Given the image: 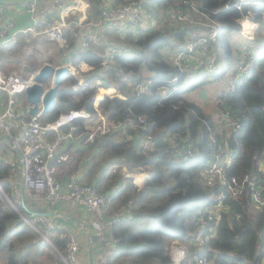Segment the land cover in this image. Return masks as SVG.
<instances>
[{"label": "trees", "instance_id": "obj_1", "mask_svg": "<svg viewBox=\"0 0 264 264\" xmlns=\"http://www.w3.org/2000/svg\"><path fill=\"white\" fill-rule=\"evenodd\" d=\"M85 1L90 10L99 13L100 0ZM128 1L132 0H113L112 3ZM136 1L142 2L151 19L154 20L155 15L159 18L153 26L141 27L135 36L130 34L125 38L132 50L116 54L106 70V84L114 85L126 99L105 96L99 106L114 119L127 114L143 115L146 118L144 131L154 136V145L148 151H139L133 141L125 139L121 133H110L99 135L91 145L78 149L87 159L81 179L110 196L108 213L113 216L127 207L132 212V219L109 227L115 242L108 264H172L169 247H166L172 240L186 242L189 258L204 257L207 264H261L264 204L254 205L250 188L254 182L263 187L264 193V181H261L264 175L258 169L264 158V36L258 38L260 34L257 33L248 41L259 42L242 48L239 45L233 47L232 36L239 32L238 19L243 16L258 22L260 27L264 25V0L243 2L240 9L234 5L235 0ZM171 9H178L185 17H172ZM201 20L214 22L217 27L210 47L222 65L214 72L205 68L206 73L200 79L189 80V68L179 71L168 59V52L184 48L189 32L209 31L211 27ZM73 43L74 37L68 36L63 48L67 49ZM244 51L246 59L239 60L238 53ZM77 59L97 68L101 51L93 46L77 50L73 62ZM233 61H237L234 67ZM239 65L240 74H237ZM242 66L247 70L242 71ZM227 72L238 80L233 90L223 89L213 100L217 113L205 112L185 96L207 83L209 77L222 78ZM174 76L177 79L171 90L163 94V86ZM96 78L94 73L85 74L83 83L74 89L72 84L77 83V79L69 77L56 93L54 109L41 117L53 120L59 112L79 107L93 111ZM148 79L152 81L149 90L137 93L136 83ZM116 89H99L96 98L104 94L121 95ZM215 114L224 116L225 121L231 116L240 126H225L224 121L223 128L217 127ZM172 138L175 143L171 142ZM184 147L192 150L187 159L180 154ZM224 147L234 154L232 161L224 167V182L207 185L202 171L218 160V153ZM101 163L116 165L114 172L94 177L93 173ZM122 167L129 173L147 172L149 177L144 186L136 188L132 177L125 176ZM249 175L251 180L246 181L237 196H232L228 185L230 177L235 176L241 181ZM12 179L8 165L0 159V257L6 264H30L28 256L23 258L22 252L37 242L41 248L42 242L46 244V249L53 254L49 255L51 258L58 256L57 253L65 255V229L46 231L35 222L29 211L15 199ZM219 201L228 209L218 219L208 221L202 234L204 242L194 245L201 230L199 218L206 214L207 206ZM24 203L27 205L25 198ZM13 205H17L16 208ZM211 225L215 229L207 231ZM43 234L52 245L45 241ZM186 263L187 260L182 264Z\"/></svg>", "mask_w": 264, "mask_h": 264}, {"label": "built area", "instance_id": "obj_2", "mask_svg": "<svg viewBox=\"0 0 264 264\" xmlns=\"http://www.w3.org/2000/svg\"><path fill=\"white\" fill-rule=\"evenodd\" d=\"M83 1V0H82ZM261 0L254 1L260 3ZM81 0H75L68 3V0H54V8L57 19L52 20L48 16H37L34 14L37 10L35 1H27L23 4L24 9L31 14L33 21L30 25L17 29L14 22L4 17L2 6L0 5V46L15 42L17 34H34L44 35L48 40L57 44H63L65 41L64 28L74 22L69 19L70 14L79 11L85 14L90 8L88 2L84 0L83 10L80 5ZM247 2L246 0H235L234 5L240 9V4ZM100 23L97 25V31L111 29L121 35H126L130 31L132 36L138 33L141 27H148L154 23L150 15L145 12L141 1H128L119 4L104 2L99 7ZM169 14L174 17L184 18L181 11L171 9ZM243 16L238 19H248ZM86 20L85 16L83 18ZM78 24L82 20H76ZM209 25V31H191L188 33L184 48L171 54V62L179 71L187 68L192 61L202 64L207 71L214 72L217 70V60L213 50L210 49V41L215 38L216 32L214 22H202ZM153 26V25H152ZM251 26H259L258 22H253ZM264 26V25H263ZM240 28L241 23H240ZM79 47L88 49L92 46L104 47L99 66L88 65L85 68L86 74H96L95 90L115 88L114 85H107L106 70L113 62V57L122 51L119 45L113 46L112 43L103 41L98 37L95 30L85 31L77 35ZM203 54V57H202ZM199 55V56H197ZM198 64V65H199ZM78 65V64H77ZM70 72L73 77L77 78V83L72 84L77 89L84 81V76L76 65L70 66ZM242 71L247 70L246 66H242ZM21 72H4L0 68V144L6 143L8 148L1 152L0 159L8 165V173L12 179L11 188L16 200L26 208L32 210L24 203L26 193L27 197L35 200H44L49 207H55L63 203H72L82 207L92 216L95 221L94 225L101 235L103 230L110 225L119 223L124 220L132 219V212L129 207L121 209L113 216L108 213V201L110 196L97 190L94 184L80 180L78 169L74 168L75 149L78 147H87L91 145L95 138L99 135L110 133H121L127 140H132L135 147L139 151H148L154 145V136L149 132H145L146 118L143 115L127 114L123 118H110L104 113L99 106L102 99H93V111H88L84 107L71 108L57 114L53 120L43 119L39 112L36 114L24 115L23 111L18 108L16 95L25 92L26 87L32 83L33 75ZM240 74V65L238 73ZM85 75V74H84ZM68 77V76H67ZM177 76H174L162 88V93L167 94L171 90V85L175 83ZM237 77H232L227 86L226 91L233 90L236 85ZM65 81V80H64ZM63 81V83H64ZM151 79L137 82L135 90L137 93L147 92L151 86ZM51 82L45 83L48 88ZM130 85V84H129ZM117 90V89H116ZM95 91V93H97ZM112 95L108 97H115ZM239 127L240 125L228 116L225 126ZM175 143V139H171ZM182 158L187 159L192 150L190 147H184L180 152ZM218 160L203 169L204 181L207 185H213L217 182H224V167L228 165L234 158L233 151L227 147L220 149ZM221 154V155H220ZM258 169L264 175V158L261 160ZM125 176H129L126 167H122ZM251 180L250 175L241 181L235 176H231L228 182L229 190L232 196H237L243 188L246 181ZM261 181L264 179L261 177ZM251 200L255 206L264 204L263 187L259 184L251 183ZM228 209L227 205L219 201L206 207V214L199 218L200 234L195 238V244L203 243L205 237L202 236L203 231L208 226L210 219H218L220 215ZM51 214H34L30 213L46 231L56 228L65 229V255L63 260L66 264H77L80 252V242L76 233L66 228L58 220H54L58 215L57 211L50 209ZM209 229H215L209 226ZM207 237V235H206ZM173 241V240H172ZM112 242H115L113 240ZM186 247H169L172 264H182L187 260L186 264H207L204 257H195L189 261L190 253L188 244ZM110 252L104 249L98 256L95 264H108ZM262 260L264 261V251Z\"/></svg>", "mask_w": 264, "mask_h": 264}, {"label": "crops", "instance_id": "obj_3", "mask_svg": "<svg viewBox=\"0 0 264 264\" xmlns=\"http://www.w3.org/2000/svg\"><path fill=\"white\" fill-rule=\"evenodd\" d=\"M27 1H32V0H0V5L2 6L4 17L6 19L13 21L14 25L17 29H20L22 27L30 25L33 21L31 14L28 13L23 7V4ZM33 1H35L36 6H37V10L34 14L35 17L45 15V16L50 17L52 20L57 19V14H56V11L54 8V0H33ZM74 1L75 0H68V3H71ZM112 1L113 0H100V4H101V2L102 3H104V2L112 3ZM246 1H258V0H246ZM78 7H81V9L83 10L84 0L83 1L81 0L80 5ZM84 16H85L86 20L83 19ZM158 18L159 17L157 15H155L154 21H156ZM69 19H73L74 22L73 21L70 22L64 28V37H65V40L68 38V36H71L72 38L74 37V43L72 45L68 46L67 49L63 48L64 43L60 45V44H57L51 40H48L44 35H34L31 33H28V34H24V35L23 34H17L16 35V37L14 38L15 43L13 44L16 47L13 48L12 50H14L20 46L21 47L26 46V47H31V49H32L31 51H33V48L34 49L40 48L39 43L42 41L45 44L46 43L47 44H53V45L56 44L57 46H59V50H60L61 54L59 55L60 59L55 60L56 63L53 65H68L70 69H71V67H70L71 65H76V67L81 71V74H83V76H84V74H86V72H84L85 68L88 67V65H90V64L85 62L83 59H77L76 62H73V56L77 52V50L83 49V48L79 47L78 42H77V37H78L77 35L79 33H83L85 31H89V30L90 31L95 30V32H97V34H98L99 39L101 37L103 39V41L105 40L109 43H112L113 46L119 45L120 47H122V50H124V51L132 50V46L128 42L124 41L125 38L130 37V34H131L130 31H128L127 35H125V36L121 35L118 32H115L114 30H111V29L103 31L104 33L97 31V25L100 23V21H99L100 20V14L94 13V11L90 10V8L87 10V12L85 14H82L79 11H76L74 14H70ZM77 19L82 20V22L80 24H78L76 22ZM201 22H204V21L201 20ZM253 22H256V21H253ZM234 37H236V36H234ZM118 39H121V41L118 42ZM248 39H253V37L248 38ZM236 42H238V41H235V43H233V38H232V44H233L234 48H236L235 47ZM7 45H8V49H10L11 46L9 44H7ZM98 45L99 44H97V45L94 44L93 47L100 49L101 57H102V54L104 53V47L103 46L101 47ZM42 47H43V45H42ZM88 49H90V48H88ZM176 51H177V49H176ZM176 51H174V54ZM3 52L4 53L6 52L5 54L9 53L8 50L4 51L3 49L0 48V56L2 55L1 53H3ZM171 54H173V53L169 54V52H168V59H170V60H171V56L169 57V55H171ZM0 61H1V58H0ZM198 64L199 63L192 61L190 64L187 65V68H189V71H190L189 75H191V73H193V72L196 75L198 74L196 72L199 69V68H197ZM0 68H1V64H0ZM38 68H39V66H35V68H31L30 70L36 71V70H38ZM202 68H201V70H203ZM26 69H28V68H26ZM23 71L25 73H27L26 70H23ZM205 73L206 72L203 71L202 74H205ZM69 75H71V72ZM69 75H67V76H69ZM196 75H193V76H196ZM225 75H226V73H225ZM225 75L222 78L221 77L220 78L219 77H213L212 75H209L212 77H209L210 79L207 83H205L203 86L197 87L193 90L204 91V93L202 94V98H203L202 100H204L205 95H207L206 92H208V90H209L206 87V85L213 84V83L216 84V83L220 82V84L216 88L211 90V91H213V92H211V94L214 93L215 97H216V96L221 94L223 89H226V86H227L229 80L232 78V76H230V75H227V76H225ZM67 76L64 78V80H66ZM189 78H191V77H189ZM215 81H217V82H215ZM118 93H120L121 95H117V97H121L123 99H126V95L122 94L120 91H118ZM105 95L108 96V94H105ZM210 97H213V96H210ZM198 105H200V104H198ZM27 106H28V104L26 106H21L20 104H18V108L23 111L24 115L29 116L30 114L27 111ZM217 117L221 119V127L220 128H223L222 122L225 121L224 116H220V117L217 116ZM6 148H8V145L6 143L0 144V156H1V152L3 150H5ZM78 149H79V147L75 149L76 152H75L74 158H75V156H79V158L76 160L73 159V162H74V168L78 169L80 180L82 181L81 177L82 176L84 177L83 171L86 168L85 162L87 161V159H85V158L82 159V154H80L81 152ZM115 166L116 165L107 166V164L101 163L98 170L93 173L94 177L98 176V175H102V173H104V172H105V176L111 175V173H113L115 170ZM136 175L140 176V178L137 179ZM129 176L132 177L133 184L138 189H140L144 186L146 180L149 177L147 172H136V173L132 172V173H130ZM23 194L25 195L24 198L26 199L27 198L26 193H23ZM15 199H16V197H15ZM17 202H20V200L18 199ZM27 206L29 208H31L28 201H27ZM35 206H38V205H35ZM40 208H41V211H45V212H49L50 209L57 211L58 215L52 219L58 220L66 228H69L76 233L78 240L80 242V248H81L80 252H79L77 264H95L99 254L104 249H107L108 252H110L111 249H113L114 243L112 242L113 238H112V235L110 234V228L109 227L105 228L103 230V233L101 235H99L98 231L96 229V226L94 225L95 219L92 216H90L85 211L84 208L76 206L72 203H63V204H59L55 207H49V210H46V208H44L43 206H40ZM106 229L108 230V233L105 232ZM43 237L47 240V243L52 245V242L49 240V238L46 235L43 234ZM183 243H186V242H183ZM51 254L52 253H50L49 255H51ZM57 255L58 256L54 255L55 256L54 258L50 257V259L52 261H54L55 264H66L62 258L63 255L58 254V253H57ZM1 264H6V260L3 259V263H1Z\"/></svg>", "mask_w": 264, "mask_h": 264}, {"label": "rangeland", "instance_id": "obj_4", "mask_svg": "<svg viewBox=\"0 0 264 264\" xmlns=\"http://www.w3.org/2000/svg\"><path fill=\"white\" fill-rule=\"evenodd\" d=\"M245 22H247V24L250 25L249 30L243 28ZM240 23H241L242 28H240L238 33L233 34L236 37L232 36L233 43H235V41H238V42H236L237 46L239 45L242 48L246 44H250V43L253 44V42H259V40H256L253 42L248 41V38L255 37L257 35V33L260 34V37H258V38H262V36H264V26H262V27L251 26L252 20L250 18L241 20ZM167 24L170 25L169 23H167ZM209 25H213V24H208V26ZM120 41H121V39H118V42H120ZM186 42H184V43H186ZM14 43L9 44L11 46L10 49H8V45L0 46V48L3 49L4 51H7V50L9 51V53H7V54H5L6 52L1 53L2 55L0 56V58H1L0 64H1V68L4 70V72H13V71L21 72L23 70H26V68H28L30 70L32 67H35V66L40 67L44 62L55 64L56 63L55 60L60 59L59 55L61 53L59 50V46H57L56 44H54V45L53 44H47V43L45 44L42 41L39 43L40 44L39 49L33 48V51H31L32 50L31 47H26V46L25 47L20 46L16 49L12 50L13 48L16 47L13 45ZM260 43H261V41H260ZM42 45H43V47H42ZM255 47L257 48V46H255ZM210 49H212V48H210ZM174 51H176V50H171V53L174 54ZM234 53L237 54V52H234ZM197 56H199V55H197ZM169 57H170V55H169ZM202 57H203V54H202ZM246 57H247L246 51L238 53V59L239 60L241 58L244 61L246 59ZM236 63H237V61H233L232 67L236 66ZM250 63H251V60L248 61V65ZM221 65H222V63L220 61H217V68L221 67ZM202 66H203L202 64L197 65V68H199V69L196 72L198 74L196 75V74H194V72L191 73V75H188L189 77H191V78H189V80H197V79H200L202 77V75H203L202 73H203V71H205V67L202 68ZM201 68L203 70H201ZM228 74H229V72H227L225 76H227ZM193 75H196V76H193ZM71 76L73 77V75H69L66 78L63 85H65L67 83L69 77H71ZM215 82H217V81H215ZM219 84H220V82L216 83V84L213 83V84L206 85V87L209 90H208V92H206L207 95H205L204 100H202L203 99L202 94L204 93V91H201V90L200 91L199 90L198 91L192 90V91L186 93L185 96L188 99L200 104L202 106V109L205 112H207V113L216 112L215 109L213 108V105H214L213 100L215 99V94L214 93L211 94V92H213L211 90L216 88ZM94 96H96V93L94 94ZM210 96H213V97H210ZM16 99H17L18 104H20L21 106H26L28 104V102L25 100L24 92L17 94ZM217 116H218V114L214 115L215 125L217 127H221V119L218 118ZM220 131H222V129H220ZM78 158H79V156H75L74 160H76ZM82 159H83V156H82ZM136 178L139 179L140 176L136 175ZM26 200L28 201L31 208L34 207L35 205H38V206H43L44 208H46V210H49V206L45 203L44 200H35L31 197H27ZM13 206L16 208L17 205H13ZM35 222H37V221H35ZM33 227L35 228V226H33ZM46 242H47V240H46ZM41 245H42V248L40 246V243L37 242V243H35V245L32 244L31 246H28V249L25 250L24 252H22L23 258H26L28 256V258H29L28 261L30 264H55L54 261H52L50 259V256L48 254V252L51 253V250L46 249L47 247H46L45 243L42 242ZM179 246L187 248L186 243H183L180 240L169 241L166 244V247H179ZM192 259H195V257L189 258V261L191 262ZM1 263H3V257L2 256L0 257V264ZM261 264H264L263 260H261Z\"/></svg>", "mask_w": 264, "mask_h": 264}, {"label": "water", "instance_id": "obj_5", "mask_svg": "<svg viewBox=\"0 0 264 264\" xmlns=\"http://www.w3.org/2000/svg\"><path fill=\"white\" fill-rule=\"evenodd\" d=\"M27 73L32 71L26 69ZM70 74L68 65H53L51 63H43L33 75V81L24 92L25 100L28 102L27 111L29 114L49 113L56 105V93L63 85L64 78ZM51 82L48 88L45 83ZM34 214H51L50 212L41 211L40 206H35L32 210L27 209ZM108 233V230H105Z\"/></svg>", "mask_w": 264, "mask_h": 264}, {"label": "bare ground", "instance_id": "obj_6", "mask_svg": "<svg viewBox=\"0 0 264 264\" xmlns=\"http://www.w3.org/2000/svg\"><path fill=\"white\" fill-rule=\"evenodd\" d=\"M243 28H245V29H250V25L249 24H247V22H245L244 23V27ZM106 90H108V88L106 89ZM112 91H113V89H111ZM114 92L115 91H113V94H114ZM105 95V94H104ZM96 99H98V100H100V99H102V97L101 96H97V98Z\"/></svg>", "mask_w": 264, "mask_h": 264}]
</instances>
